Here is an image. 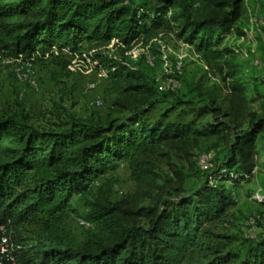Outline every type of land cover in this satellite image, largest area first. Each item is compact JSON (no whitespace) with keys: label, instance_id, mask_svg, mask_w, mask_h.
Here are the masks:
<instances>
[{"label":"trees","instance_id":"1","mask_svg":"<svg viewBox=\"0 0 264 264\" xmlns=\"http://www.w3.org/2000/svg\"><path fill=\"white\" fill-rule=\"evenodd\" d=\"M154 1L148 7L133 0H0L4 58L87 55L125 97L116 103L121 116L105 124L56 115L57 123L40 128L27 114L0 116V222L22 246L18 264H264V232L238 240L224 231L232 224L236 190L255 178L264 139V116L248 109L238 70L226 60L231 51L221 48L228 36L247 37L252 0H201L197 17L183 0ZM164 29L193 46L226 83L228 110L201 108L215 119L206 133L169 122L176 106L149 119L158 90L146 82L140 62L124 55ZM111 45L123 58L105 54ZM173 96L162 94L165 101ZM219 133L229 137L225 154L185 192L170 152L188 155L191 138ZM120 163L128 165L136 192L115 202L112 185L102 186L82 220L94 232L80 247L58 240L67 213H76L73 199ZM160 163L174 183L158 174Z\"/></svg>","mask_w":264,"mask_h":264},{"label":"rangeland","instance_id":"2","mask_svg":"<svg viewBox=\"0 0 264 264\" xmlns=\"http://www.w3.org/2000/svg\"><path fill=\"white\" fill-rule=\"evenodd\" d=\"M133 1L136 6L148 7L155 2ZM183 1L190 5L193 17L202 14L204 7L201 0ZM249 7L251 27L247 30V37L228 36L222 42L221 48L231 51L227 54L226 60L233 62L238 70V77L242 79L246 88L248 109L262 117L264 0H252ZM105 54L123 58L119 50L115 51L112 45ZM124 57L140 62L141 69L146 74L144 77L146 82L158 90L157 104L149 115L150 120L158 119L168 108L176 106L177 110L168 117V121L189 123L203 134L208 132L215 119L211 114L202 113L201 108L210 105L213 108L228 110V92L222 75L208 68L194 47L179 40L171 31L165 29L154 31L149 39L136 42ZM89 61L84 57L66 54L56 58L37 59L33 75L35 88L17 80L14 63H4L0 66V116L27 114L30 124L40 128L57 123L56 115H59L63 122L74 117L100 124L120 117L116 103L125 97L116 91L111 81ZM89 82L96 83L97 87L87 93L85 86ZM167 91L173 92L174 102L165 101L162 97ZM176 99L181 104L178 105ZM95 100H100L102 106L94 107L92 103ZM218 121L228 122V119ZM225 136H227L225 133H219L193 137L187 151L188 155L179 150L170 152L172 163L185 176L182 187L185 192L193 191L200 183L201 157L208 156L212 160L225 154L229 142V137ZM258 147L260 157L255 178L236 190L235 206L230 209L232 224L224 230L238 240L254 239L264 232V224L258 221L259 217L264 216V139L258 142ZM157 172L161 178L171 177L174 183V176L165 163L158 165ZM106 184L112 185V200L115 202L127 200L137 190L128 165L118 164L101 178L90 192L73 199L72 209L76 210V213H67L64 225L57 235L58 240L80 247L88 239L94 229L90 225L82 226L81 222L88 211V203L94 199L98 189ZM158 185L164 186L165 183L159 180ZM256 197L259 198L258 201ZM239 247V243L232 245L234 249Z\"/></svg>","mask_w":264,"mask_h":264},{"label":"built area","instance_id":"3","mask_svg":"<svg viewBox=\"0 0 264 264\" xmlns=\"http://www.w3.org/2000/svg\"><path fill=\"white\" fill-rule=\"evenodd\" d=\"M52 56H58L57 51L53 52ZM51 57L45 55L44 57L32 56L30 58L19 57L17 59H7L0 54V66L4 63H14L15 74L19 82L30 85L35 88L33 82L34 75V63L37 59H46ZM84 58L89 61L88 56L84 55ZM90 62V61H89ZM97 85L94 82H89L85 86V91L87 93L92 92L96 89ZM92 105L94 107L102 106L100 100H95ZM211 167V159L208 156H203L199 160V168L203 172H206ZM258 201L259 198L256 197ZM258 221L264 224V216L259 217ZM82 226L89 227V224L82 221ZM252 239V238H251ZM22 250V246L13 239V231L10 230L8 224H3L0 222V264H18V254Z\"/></svg>","mask_w":264,"mask_h":264}]
</instances>
